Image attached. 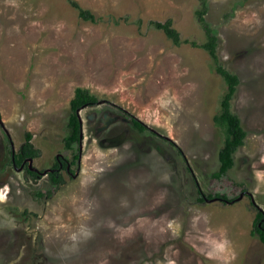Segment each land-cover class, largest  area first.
<instances>
[{
    "label": "rangeland",
    "instance_id": "1",
    "mask_svg": "<svg viewBox=\"0 0 264 264\" xmlns=\"http://www.w3.org/2000/svg\"><path fill=\"white\" fill-rule=\"evenodd\" d=\"M76 1L100 21L69 0H0V264H264L252 234L264 210V0H208L247 132L222 178L214 117L226 80L206 49L151 24L172 19L183 39L204 43L200 1ZM78 87L99 102L80 111L83 140L68 148ZM27 132L36 176L12 165ZM57 155L70 170L54 185ZM198 186L244 196L199 202Z\"/></svg>",
    "mask_w": 264,
    "mask_h": 264
},
{
    "label": "trees",
    "instance_id": "2",
    "mask_svg": "<svg viewBox=\"0 0 264 264\" xmlns=\"http://www.w3.org/2000/svg\"><path fill=\"white\" fill-rule=\"evenodd\" d=\"M72 6L77 9L79 17L84 21H90L93 23H97L101 18L97 17L95 13H93L90 9L84 8L80 5V3L76 0H69ZM200 7L196 11L198 21L202 25L205 30L207 40L204 43H198L193 40L190 41L188 39H183L181 37L180 32L174 27L172 19H168L166 21H151V24L160 30H163L167 37L171 39L176 45H181L182 43H191L193 46L202 47L206 49L212 59L215 62V70L224 77L227 83V90L223 95L221 100V111L216 114L214 117L216 125L220 128L222 133L224 134L223 145L219 150V160H220V169L219 171L213 174L214 178H222L227 174V172L234 166V154L238 150V148L245 143V138L247 136V132L242 125L241 118L238 114L234 113L231 109V101L237 91V87L240 83V78L238 75L230 72L226 69L219 60L218 56V35L216 29L209 23L207 20L208 13V0H199ZM99 102V99L96 95L92 94L88 89L78 87L75 90V95L71 100V114L68 122V133L65 137L66 147L73 148L75 144L80 143L81 138V122L78 115L77 110L82 109L83 107L95 105ZM125 116L128 117L132 121L131 127L136 130L139 134H145L146 132H150L148 130L149 127L137 117L131 115L128 112H124ZM33 134L31 132L26 133V139L24 144L20 147V149L13 153L12 152V165L20 166L23 161L27 158H36L40 155V150L35 147L32 142ZM29 139V140H28ZM172 146H175L173 141L170 142ZM178 152L182 154V150L178 148ZM79 154H76L77 158ZM14 158V160H13ZM66 164V163H65ZM58 166V163L56 164ZM66 166V165H65ZM33 176L37 174L35 172H30ZM58 173H51L50 177L54 185H59L63 181V177L61 175H57ZM198 201L203 202L205 197H213V198H222L225 201L230 200L231 202L240 197V195L236 197H230L227 194H222L220 192L211 193L209 195L204 194L200 187L198 186ZM264 210H257L255 220H254V228L252 230V234L255 237H258L264 243ZM261 224V225H259Z\"/></svg>",
    "mask_w": 264,
    "mask_h": 264
},
{
    "label": "flooded vegetation",
    "instance_id": "3",
    "mask_svg": "<svg viewBox=\"0 0 264 264\" xmlns=\"http://www.w3.org/2000/svg\"><path fill=\"white\" fill-rule=\"evenodd\" d=\"M118 111L121 113H123L124 114V112H127L126 110H124V109H122V108H119L118 109ZM129 113V112H128ZM125 115V114H124ZM126 117V116H125ZM126 118H128V117H126ZM128 120H129V122L131 123V125H132V121L128 118ZM81 132H83V122H82V124H81ZM83 140V139H82ZM82 140H81V138H80V143H79V145H81V143H82ZM22 146V145H21ZM28 160H30V158H27V159H25L24 161H23V163L20 165V166H23L24 165V169H27L29 172H35L36 174H38V172H36V171H32L31 169H30V166H29V164H28ZM58 163V166L56 165ZM66 163V164H65ZM66 165V166H65ZM18 166V165H17ZM70 162H68V160L65 158V157H63L62 155L60 156V155H57L56 156V160H55V162L52 164V166H51V168L49 169V172H48V174L50 175L51 173H55V172H57L58 174V176L59 175H61V172H62V170H64V169H66L67 171H69L70 170ZM244 193V192H243ZM246 195V194H245ZM257 210H259L258 208H257ZM263 221H264V217H263ZM259 225H261V224H259Z\"/></svg>",
    "mask_w": 264,
    "mask_h": 264
},
{
    "label": "water",
    "instance_id": "4",
    "mask_svg": "<svg viewBox=\"0 0 264 264\" xmlns=\"http://www.w3.org/2000/svg\"><path fill=\"white\" fill-rule=\"evenodd\" d=\"M84 108V107H83ZM80 111H81V109H78L77 110V112H78V115H79V118H80V122H81V124H82V118H81V115H80ZM83 136H84V134H83V132H81V140L83 139ZM14 153V152H13ZM13 160H14V158H13ZM30 160L32 161L33 160V158H30ZM30 169H31V166H30ZM32 170V169H31ZM244 196V193L243 194H241V196L240 197H238L237 199H239V198H242Z\"/></svg>",
    "mask_w": 264,
    "mask_h": 264
},
{
    "label": "bare ground",
    "instance_id": "5",
    "mask_svg": "<svg viewBox=\"0 0 264 264\" xmlns=\"http://www.w3.org/2000/svg\"><path fill=\"white\" fill-rule=\"evenodd\" d=\"M123 115V114H122ZM38 134V133H37ZM42 135V134H41ZM27 140V139H26ZM29 140V139H28ZM192 165V164H191ZM208 176V175H207ZM244 183V182H243Z\"/></svg>",
    "mask_w": 264,
    "mask_h": 264
},
{
    "label": "clouds",
    "instance_id": "6",
    "mask_svg": "<svg viewBox=\"0 0 264 264\" xmlns=\"http://www.w3.org/2000/svg\"><path fill=\"white\" fill-rule=\"evenodd\" d=\"M82 109H83V108H82ZM82 109H81V110H82ZM82 122H83V121H82Z\"/></svg>",
    "mask_w": 264,
    "mask_h": 264
}]
</instances>
